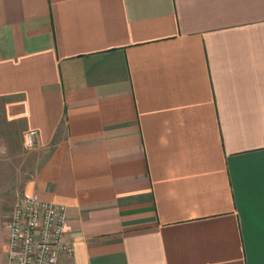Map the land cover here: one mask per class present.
<instances>
[{"label":"crops","instance_id":"1","mask_svg":"<svg viewBox=\"0 0 264 264\" xmlns=\"http://www.w3.org/2000/svg\"><path fill=\"white\" fill-rule=\"evenodd\" d=\"M29 131L59 264H264V0H0V146Z\"/></svg>","mask_w":264,"mask_h":264},{"label":"built area","instance_id":"2","mask_svg":"<svg viewBox=\"0 0 264 264\" xmlns=\"http://www.w3.org/2000/svg\"><path fill=\"white\" fill-rule=\"evenodd\" d=\"M37 132L26 135V147L36 146ZM67 209L37 194L19 193L7 225L5 264H59L72 258L74 245L66 238Z\"/></svg>","mask_w":264,"mask_h":264},{"label":"rangeland","instance_id":"3","mask_svg":"<svg viewBox=\"0 0 264 264\" xmlns=\"http://www.w3.org/2000/svg\"><path fill=\"white\" fill-rule=\"evenodd\" d=\"M12 146H0V220L8 225L9 217L17 195L22 193L24 181L29 177L33 162V149L19 152L16 141L10 138Z\"/></svg>","mask_w":264,"mask_h":264}]
</instances>
